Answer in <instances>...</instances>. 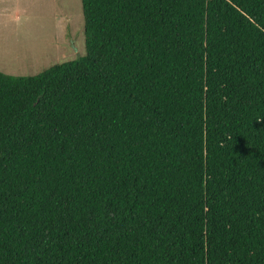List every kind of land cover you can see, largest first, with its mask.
Returning <instances> with one entry per match:
<instances>
[{
    "label": "trees",
    "instance_id": "obj_1",
    "mask_svg": "<svg viewBox=\"0 0 264 264\" xmlns=\"http://www.w3.org/2000/svg\"><path fill=\"white\" fill-rule=\"evenodd\" d=\"M81 1L0 72V264H264V0Z\"/></svg>",
    "mask_w": 264,
    "mask_h": 264
},
{
    "label": "rangeland",
    "instance_id": "obj_2",
    "mask_svg": "<svg viewBox=\"0 0 264 264\" xmlns=\"http://www.w3.org/2000/svg\"><path fill=\"white\" fill-rule=\"evenodd\" d=\"M81 0H0V72L35 76L85 54Z\"/></svg>",
    "mask_w": 264,
    "mask_h": 264
}]
</instances>
